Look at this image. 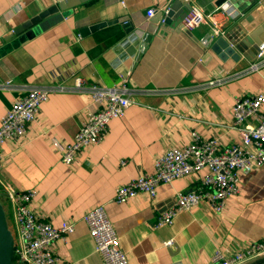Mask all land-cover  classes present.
Listing matches in <instances>:
<instances>
[{"label": "crops", "instance_id": "obj_1", "mask_svg": "<svg viewBox=\"0 0 264 264\" xmlns=\"http://www.w3.org/2000/svg\"><path fill=\"white\" fill-rule=\"evenodd\" d=\"M62 1L0 0V123L18 97L32 88L49 90L26 134L4 142L0 186L34 190L30 205L39 216L55 226L74 224L50 245L53 252L76 264H106L83 219L101 203L130 264H208L217 251L229 255L263 239L264 165L241 175L239 191L223 211L205 201L162 226H155L159 214L178 192L195 189L202 171L161 182L155 198L140 193L118 202L114 196L117 186L152 172L166 149L188 144L192 132L221 146L238 143L233 105L238 97L264 90V63H258L264 56H252L245 47L230 52L212 47L210 23L190 29L181 18L162 21L172 0H87L47 16L30 29L31 36H12L16 26ZM191 1L213 14L223 30L219 35H226L235 14L252 0L220 6L215 0ZM150 8L156 9L151 16ZM116 18L127 19L133 29L126 32L119 21L87 35L80 31ZM254 63L260 66L253 69ZM125 76L132 100L126 113L110 121L100 142L73 163L63 162L53 141L71 142L95 108L94 87L119 88ZM78 77L84 80L80 87ZM241 264H264V255Z\"/></svg>", "mask_w": 264, "mask_h": 264}, {"label": "built area", "instance_id": "obj_2", "mask_svg": "<svg viewBox=\"0 0 264 264\" xmlns=\"http://www.w3.org/2000/svg\"><path fill=\"white\" fill-rule=\"evenodd\" d=\"M168 10L169 7L165 8L163 14L166 15ZM155 11V8H150L148 15H153ZM183 23L190 29L210 23L214 28L213 36L223 33V30L217 26L214 15L206 13L196 5H192L185 14ZM259 55L264 56V46L259 51ZM258 63H264V59ZM258 63L252 64L251 67L258 68L260 66ZM83 81L78 77L76 85L82 86ZM126 81L125 76L119 88L94 87L92 97L95 108L88 113L86 121L80 126L73 140L53 141L55 146L60 148L63 162L73 163L83 149L100 142L105 137L112 119L126 113L132 102L125 91ZM48 97V89L32 88L18 97L2 116L0 170L5 159L4 142L26 134L28 126L36 120L41 104ZM263 103L264 90L235 100L233 124L239 130L238 143L221 146L215 138H205L197 132H192L188 144L170 147L158 155L152 172L141 174L117 186L114 199L125 202L140 193L155 198L157 187L161 182H171L178 177L202 171L199 185L193 190L178 192L172 205L159 214L155 226L171 224L178 212L205 201L215 211H223L228 198L239 191L241 175L264 165V113L261 111ZM125 162L121 160V163ZM1 191L3 201L9 202L14 211L18 239V245L15 247V264H76L59 258L50 247L54 241L74 230L73 223L64 222L60 226H55L39 216L30 205L35 196V191L32 189L16 190L6 185L1 186ZM83 219L106 264H130L127 254L121 248L119 235L108 217L105 203L88 209ZM171 243L172 240L167 242V244ZM262 255H264V238L253 241L245 248L229 255L217 251L208 264H241Z\"/></svg>", "mask_w": 264, "mask_h": 264}, {"label": "water", "instance_id": "obj_3", "mask_svg": "<svg viewBox=\"0 0 264 264\" xmlns=\"http://www.w3.org/2000/svg\"><path fill=\"white\" fill-rule=\"evenodd\" d=\"M87 0H64L37 13L29 20L19 24L13 29L12 36L23 39V34L33 35L34 26L44 20L47 16L58 12H64L73 6ZM228 0H215V5L220 6ZM260 0H252L240 13L235 14L226 32V35H216L212 38V47H223L227 52L235 51L237 48H249L252 56L259 52L264 46V5L259 4ZM192 1L172 0L166 15L161 12L160 18L164 15V22L173 24L179 18L183 19L191 9ZM122 22L126 32L133 29V24L125 18L103 20L80 28L83 35L103 28L107 25ZM35 28V27H34ZM233 53V52H231ZM238 53L239 52H234ZM249 56V55H248ZM18 245L15 224L10 214V207L7 201L2 199L0 186V264H15V247Z\"/></svg>", "mask_w": 264, "mask_h": 264}, {"label": "bare ground", "instance_id": "obj_4", "mask_svg": "<svg viewBox=\"0 0 264 264\" xmlns=\"http://www.w3.org/2000/svg\"><path fill=\"white\" fill-rule=\"evenodd\" d=\"M128 86V85H127ZM116 118H118V117H116ZM235 129V128H234ZM1 178V177H0ZM2 179V178H1ZM191 190V189H190ZM243 248V247H242Z\"/></svg>", "mask_w": 264, "mask_h": 264}]
</instances>
